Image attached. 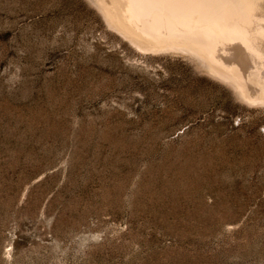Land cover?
I'll return each instance as SVG.
<instances>
[{
  "label": "rangeland",
  "instance_id": "rangeland-1",
  "mask_svg": "<svg viewBox=\"0 0 264 264\" xmlns=\"http://www.w3.org/2000/svg\"><path fill=\"white\" fill-rule=\"evenodd\" d=\"M0 264H264V100L92 0H0Z\"/></svg>",
  "mask_w": 264,
  "mask_h": 264
},
{
  "label": "bare ground",
  "instance_id": "bare-ground-1",
  "mask_svg": "<svg viewBox=\"0 0 264 264\" xmlns=\"http://www.w3.org/2000/svg\"><path fill=\"white\" fill-rule=\"evenodd\" d=\"M92 1L139 48H181L242 99L264 100V0Z\"/></svg>",
  "mask_w": 264,
  "mask_h": 264
}]
</instances>
